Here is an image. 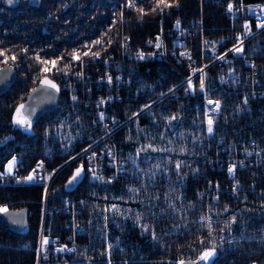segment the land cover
<instances>
[{"label": "trees", "instance_id": "trees-1", "mask_svg": "<svg viewBox=\"0 0 264 264\" xmlns=\"http://www.w3.org/2000/svg\"><path fill=\"white\" fill-rule=\"evenodd\" d=\"M49 1L43 0L38 7H23L15 15L20 18L14 22L19 27L11 31L8 28L10 20L6 16L14 15L13 10L3 6L0 0V15L4 16L2 23H5L0 29V50L7 53L13 51L21 58L20 61H24L21 70L29 68L21 78L25 82L35 72L42 76L43 65L32 56L34 51L30 49L38 48L36 42L41 37L39 27ZM240 1L246 5L264 4V0ZM74 3L81 5L80 0H74ZM156 3L157 0H150L141 6L146 14L137 8L128 13L122 26L134 39H141V36L143 38L174 21L184 24L200 12L204 17L208 43L218 44L227 33L228 19L223 6L215 0H169L172 7L153 12ZM82 10L83 16L75 24L56 27L58 31L65 26L68 32L64 46H60L59 53L54 55V59L65 55L58 65L60 68L71 60L67 54L77 49L83 36L95 32L109 21L107 0H93ZM166 10L168 13H165ZM248 44L251 46L245 51L248 56L259 59L264 56V33ZM24 49L29 52H24ZM122 70L126 81L114 111L122 121H127L115 136L127 157L128 168L122 176L110 182L91 181L87 167L80 164L81 156H76L88 143L86 133L92 117L86 105L67 102L60 80L63 71L54 69L51 74L61 91L59 109L31 120L28 130L14 124L13 118L16 107L32 87L21 82V85L11 86L0 96L1 168H5L11 157L17 156L16 166L27 177L40 159L46 162L50 171H54L74 157L54 174L46 201V223L50 232L58 234L64 231V226L63 214L56 212V207L67 197L85 199V230L78 237L73 251L66 254L67 263L178 264L181 259H197L214 242L216 255L209 264H264V239L249 237L224 243L220 241L221 229L229 230L226 222H230L232 217H235V222L231 223L230 229L253 230L255 234L264 229V197L248 186L258 182V179L251 177L248 170L239 172L237 178L251 189L245 199L232 198L227 189L216 190L215 198L206 194L203 199L197 196V190L206 188L210 181L224 186L231 184L225 172L217 168L214 159L219 150L218 139L251 135L250 129L262 122L259 116L249 113L252 103L234 96L225 98L221 112L211 117L213 132L209 134L202 96L193 93L176 100L154 102L181 78L176 64L160 59L134 60L125 62ZM173 116L176 119L170 120ZM148 144L157 149L172 148L174 151L149 150L138 155V149ZM143 155L146 158L159 156V160L163 161V170L152 171L151 161ZM177 161L181 162L179 169L176 168ZM81 166V177L69 185L75 170ZM152 172L156 174L152 175ZM132 189L139 191L133 192ZM45 192L46 186L42 183H0V203L6 202L8 207L13 208L23 205L29 208L28 225L22 231L10 230L0 214V264H36L38 228ZM112 205L120 208L123 214L111 211ZM137 213L140 214L139 220ZM202 216L211 217V237L201 221ZM145 225L148 230H145ZM201 239L204 244L200 243Z\"/></svg>", "mask_w": 264, "mask_h": 264}, {"label": "built area", "instance_id": "built-area-1", "mask_svg": "<svg viewBox=\"0 0 264 264\" xmlns=\"http://www.w3.org/2000/svg\"><path fill=\"white\" fill-rule=\"evenodd\" d=\"M149 1L136 0L137 8ZM215 1L223 6L228 19L227 33L218 44L207 42V32L201 12L184 24L174 21L167 27L153 30L143 38L141 36V39H134V36L128 34L122 25L127 20L128 13L136 8L127 7L128 0H107L109 21L100 25L95 32L83 36L81 44L76 49L82 54L88 50L85 45L91 46L96 40L103 38L102 45L92 47L93 52L97 50L101 52L100 57L94 58L90 55L82 57V61L71 59L68 62L70 68L65 69L62 76L67 102L86 105L92 117L86 133L88 143L76 155L81 156L80 164L87 167L91 181L104 183L115 180L128 168L127 157L115 136L117 130L127 121H122L120 115L114 111L126 81L122 66L128 61L160 59L176 64L181 72V78L160 94L154 102L161 99L176 100L195 93L203 97L206 113L213 117L221 112L223 100L234 96L252 103L249 113L259 116L262 120L259 125L250 129L251 135L248 137L218 139L219 150L214 159L217 168L225 172L231 184L224 186L210 181L206 188L197 190L198 198L203 199L205 194L215 198L216 190L227 189L232 198L245 199L251 191L248 186L256 190L259 196L264 197V180H262L264 177V56L259 59L245 53L251 47L249 41L264 33V28L257 27L260 21L264 20V4L246 5L240 0ZM229 3L233 5L231 12L228 11ZM165 13H168V10ZM245 24L250 26L248 30L245 29ZM228 41L229 43L226 44ZM158 42L161 45L159 48L156 47ZM238 44L243 49L240 53L232 50ZM140 53L144 54V59L139 58ZM182 53L184 55H181ZM201 78L205 83L203 90L199 88ZM189 79L194 85L191 90L188 89ZM209 99L220 102L219 110L212 111L214 105L207 103ZM101 113L104 116L103 120L100 118ZM233 165L235 171L230 174L228 168ZM34 169L36 178L31 183H42L46 186L38 228L36 264H68L65 257L69 251H58V249L65 246L72 249L77 244L80 234L84 232L85 199L80 196L64 199L55 210L63 214L64 231L58 234L50 232L46 223V201L54 171L48 169L43 159L36 161L31 173ZM89 169H94L97 175L104 177V180L94 179ZM244 170H248L251 177H256L258 182L244 186L237 178L239 172ZM0 174H3L0 175L2 184L28 182L22 179L24 176L18 166L15 167L13 174H6V170L0 167ZM0 206H7V203L1 202ZM45 237L49 243L42 245ZM249 237L264 239V229L261 228L257 234L253 230L247 231L242 228L220 232L222 243ZM252 264L256 263L252 262Z\"/></svg>", "mask_w": 264, "mask_h": 264}, {"label": "snow or ice", "instance_id": "snow-or-ice-1", "mask_svg": "<svg viewBox=\"0 0 264 264\" xmlns=\"http://www.w3.org/2000/svg\"><path fill=\"white\" fill-rule=\"evenodd\" d=\"M9 3H12L13 0H8ZM127 7L129 8H137V5H136V0H128V3L126 5ZM163 6V7H161ZM173 4L172 3H169V0H157V3H156V6L154 8H152V11L155 12L157 9L163 11L164 8H170L172 7ZM137 10L139 12H141L142 14H146L144 13V9L143 7H139L137 8ZM233 10V5L231 3H229L228 5V11H232ZM122 15V14H121ZM249 25L248 24H245V29L248 30L249 29ZM258 28H264V20L260 21V23L257 25ZM159 39V38H157ZM108 43L110 44L111 41L109 40ZM242 43V42H241ZM103 44V38L101 39H98L94 42L93 45H85V48H87L88 50L87 51H84L82 54L78 51V50H73L71 53H68L67 55H70L71 56V59L73 61H82V57H89L90 55L94 58H99L100 55H101V52L99 50L97 51H92V47L96 46V45H102ZM161 45L160 43L158 42L156 47L159 48ZM233 51L237 52V53H240L242 52V46H240L239 44L237 46H234V48L232 49ZM24 52H27V49H24L23 50ZM181 55H184V53H182ZM226 55V54H225ZM0 57H3V60L0 61V63H3L4 65H8V62L9 60L11 61H16L17 59V56L15 53L11 54L10 56L7 54L6 51L4 50H0ZM139 58L140 59H144V54L143 53H140L139 54ZM221 59L223 57H220ZM35 59L41 64L43 65L44 67L42 68V72L43 73H48L50 72L52 69H57V71H64L65 69H69L70 68V64H64L63 68H60L58 67L60 61L64 60L65 59V55L62 54L58 59H42L39 54H36L35 56ZM49 65H51V67H49ZM5 71V69H0V72H3ZM109 82H111V77H109ZM40 83L42 85H46L48 86L49 88H52V89H56L57 91L59 90L56 83L49 79L47 76L44 77V79H42L40 81ZM194 88V85L192 84V81L191 79H189L188 81V89L191 90ZM199 88L201 90H203L205 88V83H204V79L201 78L200 80V84H199ZM33 92L36 91V89H32ZM73 99H75V97H73ZM103 103V101H102ZM207 103L209 105H214L212 111H216V110H219L220 108V102L217 100V101H213L211 99H209L207 101ZM26 105L24 103H21L19 104L16 109H15V114H14V118H13V122L14 124L16 125H19V126H23L25 128V130H28L31 128V125H32V121L30 120L29 116L28 115H23L22 114V110L25 109ZM206 115H208V113H206ZM101 120L104 119V116H103V113H101V116H100ZM176 119L175 116L171 117L170 120H174ZM207 132L209 134H211L213 132V119L211 118L210 115H208V119H207ZM163 139V136L161 137ZM171 143V142H169ZM151 150L152 152H157V151H160V152H171V151H174V149L172 148H160V149H157L155 147H153L151 144H148L144 147H142L141 149H138L137 151V154L139 155L140 152H147ZM87 151V150H85ZM181 151H184V149H181ZM93 156H95V153H93ZM135 163V161H133ZM17 163V160H16V157H13L7 164L6 166V174H13V170H14V167ZM181 166V162L180 161H177L176 162V168L179 169ZM156 168L157 171H161V167L159 164L155 165L154 166ZM89 171L92 172V175H93V178L94 179H97V180H101L103 181L104 180V177L103 176H100V175H97L95 170L94 169H89ZM228 171L229 173H233L235 171V165L233 166H230L228 168ZM82 172H83V166L77 168L72 176V178L70 179L69 181V185H71L72 183L78 181V179L81 177L82 175ZM156 173L155 172H152V175H155ZM0 175H3V174H0ZM36 178V170L34 169L32 173H30L27 177H24L22 178L24 181H28V182H31L33 181L34 179ZM20 182V181H18ZM110 182V181H108ZM131 191L133 192H137L139 191L138 189H132ZM111 211H113L114 213H119V214H123L121 212V209L118 208L116 205H112ZM9 211L8 207L7 206H0V213H7ZM225 211H227V208H225ZM137 216V220L140 219V214L137 213L136 214ZM201 221L204 223V225L208 228V235L209 237L212 236V231H213V228H212V221H211V217H207V216H202L201 217ZM235 222V217H232L231 218V221L230 222H226V227H228L230 229V225L231 223H234ZM145 230H148L147 229V226L145 225ZM221 231H223V229H221ZM153 238L155 239V234L153 233ZM223 239V237H221V240ZM49 243L48 239L45 237L43 240H42V245H47ZM201 244H204V240L201 239L200 241ZM111 246H109L110 248ZM58 251H73V249H70V248H67L66 246L62 249H58ZM216 255V245L215 243L213 242L212 243V246L211 248H206L205 250H203L201 252V254L198 256V258L196 260H193V261H185L183 259H181L178 264H200L201 261L204 262V264H209V262L211 260L214 259ZM110 264V262H109Z\"/></svg>", "mask_w": 264, "mask_h": 264}, {"label": "flooded vegetation", "instance_id": "flooded-vegetation-1", "mask_svg": "<svg viewBox=\"0 0 264 264\" xmlns=\"http://www.w3.org/2000/svg\"><path fill=\"white\" fill-rule=\"evenodd\" d=\"M81 1V5H76L74 3V0H51L48 3V7L44 9V16H43V20H42V25L41 27V37L39 38V40L36 42L38 48L34 49H30L34 52H32V56L35 57L36 54H39V56L42 59H54V55L59 53L60 50V46H64L65 44V35H67V31L65 26L63 28H59V30L57 31L56 27L57 25L60 24H66V23H71V24H75V22L78 20V18L80 17V13L81 16H83V6L85 5H90L92 3L93 0H80ZM43 0L41 1L40 5L42 4ZM1 3L3 6L5 7H9L12 8V14L11 16H6V18L9 21V29L14 30V28L19 27V24L15 25L14 22L15 21H19V17L15 16L18 14V12L23 8V7H27V6H33V7H38V6H34L30 3V0H19V3L17 4V6L14 7H10L5 5L2 0ZM2 15H0V29L4 28L5 23H2L3 19H2ZM52 21V22H51ZM56 23V24H54ZM13 33V32H12ZM62 33V35H61ZM35 43V44H36ZM41 46V47H40ZM27 52H29V50L27 49ZM12 53H15L12 51ZM24 59H27V57H25ZM21 58H19L17 56L16 61H14V63L12 62H8L10 63L13 67H14V72L16 74L15 77V82L13 83L12 86H15L18 84L21 85V82L23 85H28L30 87H34L36 86L42 79L44 78H40L37 80V78H39V75H37V72L34 73V75L31 76V78L27 79L28 81H22V77L24 76V72L28 71L29 68H26L25 70H21V66L23 64L24 61H20ZM3 63H0V66H2ZM44 67V66H43ZM42 67V68H43ZM54 69H52L47 75V77L51 80L52 79V72ZM45 77V76H44ZM54 81V80H53Z\"/></svg>", "mask_w": 264, "mask_h": 264}, {"label": "water", "instance_id": "water-1", "mask_svg": "<svg viewBox=\"0 0 264 264\" xmlns=\"http://www.w3.org/2000/svg\"><path fill=\"white\" fill-rule=\"evenodd\" d=\"M42 0H30V3L34 6L40 5ZM2 2L10 7L17 6L19 0H13L9 3L8 0H2ZM0 69H5V71L0 72V96L5 93L15 82L16 74L14 72V67L8 63V65L0 66ZM36 89L35 92L32 89ZM59 89V88H58ZM61 97L60 89L49 88L46 85H42L40 82L31 88L23 102L26 107L22 110L23 115H28L30 120H36L40 118L44 113L56 111L59 107V100ZM69 161V160H68ZM68 161L59 165V167L54 171V174L64 166ZM53 174V176H54ZM53 178V177H52ZM69 184V183H68ZM9 211L7 213H0L2 219L7 223L8 227L12 231H22L28 225L29 219V208L26 205L20 207H8ZM196 259H185V261H193Z\"/></svg>", "mask_w": 264, "mask_h": 264}, {"label": "rangeland", "instance_id": "rangeland-1", "mask_svg": "<svg viewBox=\"0 0 264 264\" xmlns=\"http://www.w3.org/2000/svg\"><path fill=\"white\" fill-rule=\"evenodd\" d=\"M82 14V13H81ZM81 14H80V16H81ZM77 22V21H76ZM81 44V43H80ZM9 56L11 55V54H13L12 52H10V53H7ZM3 60V57H2V59L0 60V61H2ZM10 62H12V63H14L13 61H11V60H9ZM49 67H51V65H49ZM49 73V72H48ZM48 73H43V72H41V77L39 76V78H37V79H40V78H44V76H47L48 75ZM63 73H64V71L61 73V76H60V80H61V84H62V86H63V81H62V76H63ZM11 88V87H10ZM58 109H59V107H58ZM57 109V110H58ZM56 110V111H57ZM23 114V113H22ZM144 156V158H146V156L145 155H143ZM13 157H16V160L18 161V159H17V156H13ZM13 157H11L7 162H6V164H5V170H6V166H7V164H8V162L13 158ZM150 157H152V156H150ZM150 157H147L150 161H151V163H150V168L152 169V171L153 170H155V171H157L156 170V168L154 167L155 165H157V164H159V162H161L159 165H160V167H161V165H162V163H163V161H160L159 160V156H154V157H152V159L150 158ZM146 158V159H147ZM69 160H71V159H69ZM136 161V160H135ZM17 164V163H16ZM15 167H16V165H15ZM15 167H14V169H15ZM162 167H164V166H162ZM162 167H161V169H162ZM163 170V169H162ZM14 171V170H13ZM30 173H31V171H30ZM29 173V174H30ZM28 174V175H29ZM27 175V176H28Z\"/></svg>", "mask_w": 264, "mask_h": 264}]
</instances>
